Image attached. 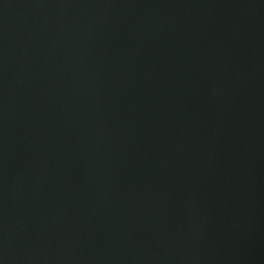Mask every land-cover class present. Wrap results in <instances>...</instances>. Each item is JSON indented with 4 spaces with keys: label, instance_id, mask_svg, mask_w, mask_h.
Instances as JSON below:
<instances>
[{
    "label": "water",
    "instance_id": "95a60500",
    "mask_svg": "<svg viewBox=\"0 0 264 264\" xmlns=\"http://www.w3.org/2000/svg\"><path fill=\"white\" fill-rule=\"evenodd\" d=\"M0 264H264V0H0Z\"/></svg>",
    "mask_w": 264,
    "mask_h": 264
}]
</instances>
